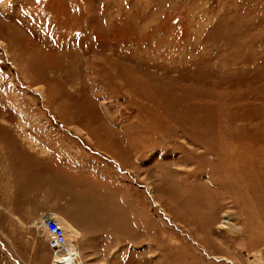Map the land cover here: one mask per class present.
<instances>
[{
    "label": "rangeland",
    "instance_id": "374dc122",
    "mask_svg": "<svg viewBox=\"0 0 264 264\" xmlns=\"http://www.w3.org/2000/svg\"><path fill=\"white\" fill-rule=\"evenodd\" d=\"M45 213L72 264H264V0H0V264Z\"/></svg>",
    "mask_w": 264,
    "mask_h": 264
},
{
    "label": "built area",
    "instance_id": "2783aa9c",
    "mask_svg": "<svg viewBox=\"0 0 264 264\" xmlns=\"http://www.w3.org/2000/svg\"><path fill=\"white\" fill-rule=\"evenodd\" d=\"M40 228L44 230L48 248L56 256L66 252L67 238L63 229L57 224L54 218L45 214L41 217Z\"/></svg>",
    "mask_w": 264,
    "mask_h": 264
},
{
    "label": "bare ground",
    "instance_id": "6f19581e",
    "mask_svg": "<svg viewBox=\"0 0 264 264\" xmlns=\"http://www.w3.org/2000/svg\"><path fill=\"white\" fill-rule=\"evenodd\" d=\"M63 222L61 223L59 221L57 224H59V226L63 229L65 236L67 238L66 252L63 254H57L52 264H72V262H76L78 260V252L75 245V241L78 238V234L73 232L75 231V229L72 226ZM40 223H41V219L39 220L38 223H35V226L40 228L41 225Z\"/></svg>",
    "mask_w": 264,
    "mask_h": 264
},
{
    "label": "crops",
    "instance_id": "0c3cea01",
    "mask_svg": "<svg viewBox=\"0 0 264 264\" xmlns=\"http://www.w3.org/2000/svg\"><path fill=\"white\" fill-rule=\"evenodd\" d=\"M27 186H28V185H27ZM45 214H46V213H45ZM15 218H16V217H15ZM18 218H19V217H18ZM18 218H17V219H18ZM45 241H46V239H45ZM46 243H47V242H46ZM49 250H50V249H49Z\"/></svg>",
    "mask_w": 264,
    "mask_h": 264
}]
</instances>
